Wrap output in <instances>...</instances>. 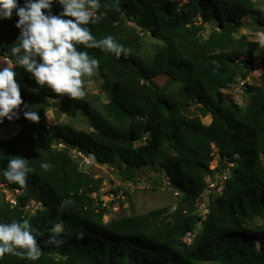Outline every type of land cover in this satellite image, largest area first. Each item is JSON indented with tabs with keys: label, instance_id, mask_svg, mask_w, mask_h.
Returning <instances> with one entry per match:
<instances>
[{
	"label": "trees",
	"instance_id": "obj_1",
	"mask_svg": "<svg viewBox=\"0 0 264 264\" xmlns=\"http://www.w3.org/2000/svg\"><path fill=\"white\" fill-rule=\"evenodd\" d=\"M98 2L106 16L89 25L92 35L98 40L112 36L130 50L117 58L77 46L100 62L108 91L100 110L86 101L89 76L83 77L85 96L74 100L41 87L28 73L15 78L23 101L19 118H0V124L20 125L14 135L0 139V183L15 201L0 198V222L27 219L44 233L38 238V260L5 254L0 264H264V47L258 41H231L246 16L264 26V9L253 0H119L118 8L115 0ZM24 3L17 0L18 6ZM51 11L58 15L62 8L53 0ZM17 20L15 9L10 19L0 18V56L15 62L10 49L18 43ZM205 24L216 30L202 38ZM139 31L154 32L160 43L143 46ZM255 59L261 65L260 83L245 84L254 97L243 108L228 101L223 89L246 77ZM162 76L180 87L172 94L161 91ZM49 99L59 100L65 111H83L91 129L48 123ZM24 104L39 115L38 122L24 118L29 110ZM192 104L200 107V115L190 113ZM206 115L210 120L203 123ZM59 141L65 146H54ZM73 148L97 162L123 165L126 179L151 166L179 192L175 207L104 220L109 208L98 196L102 179L80 167L69 154ZM215 153L217 165L211 169ZM18 157L32 169L25 187L3 175L8 161ZM44 162L53 167L43 170ZM229 163L220 192L212 194L207 177ZM124 195L131 205L130 194ZM63 199L72 201L67 211L60 210ZM30 201L39 206L29 212ZM57 224L64 241L60 247L47 243ZM188 232L189 243L183 240Z\"/></svg>",
	"mask_w": 264,
	"mask_h": 264
},
{
	"label": "clouds",
	"instance_id": "obj_2",
	"mask_svg": "<svg viewBox=\"0 0 264 264\" xmlns=\"http://www.w3.org/2000/svg\"><path fill=\"white\" fill-rule=\"evenodd\" d=\"M57 2L62 6V12L54 15L51 11L53 0H25L23 6H18L17 0H0V18L10 19L15 9L18 17L15 26L20 33L18 43L10 51L16 57V65L31 73L41 87L47 86L58 96L67 95L74 100H82L85 96L83 77L95 75L100 62L77 46L107 51L117 58L122 54L128 56L130 50L112 36L98 40L92 35L89 25L98 23L106 16V12L100 11L98 0ZM115 4L118 8L119 0H115ZM259 43L264 47V33H260ZM15 77L12 64L0 69V118L10 121L19 118L17 110L23 103ZM24 108L29 109L23 111L25 119L39 121V115L30 110L29 105L24 104ZM40 167L47 171L53 165L44 162ZM31 172L26 159L18 157L8 161L3 175L9 183L25 187ZM71 204L70 199H63L60 210L67 211ZM61 231L59 224L52 228L47 243L60 247L64 242ZM43 235V232L33 229L27 219L23 222H0V258L5 254H13L32 261L38 260L41 256L38 238Z\"/></svg>",
	"mask_w": 264,
	"mask_h": 264
},
{
	"label": "rangeland",
	"instance_id": "obj_3",
	"mask_svg": "<svg viewBox=\"0 0 264 264\" xmlns=\"http://www.w3.org/2000/svg\"><path fill=\"white\" fill-rule=\"evenodd\" d=\"M183 2V0H178ZM255 6L264 9V0H253ZM58 8L62 6L54 0ZM134 25V23H129ZM139 30V29H138ZM216 28L213 24H205L204 30L201 32L202 38H207L210 34L215 32ZM142 38L143 46H151L152 44H159L160 41L155 36H152L150 31H139ZM260 33H264V26L257 24L254 16H246L243 19V25L231 36L232 42L239 41H258ZM13 65V70L16 72V77L22 74H28L22 66L16 65L15 61L3 58L0 56V69L7 66V64ZM261 72V65L259 59H255L253 64V70L248 73L246 77L238 76L236 81L229 85L228 88L223 89L224 97L231 102L240 104L243 108H247L253 101L254 94L248 92L245 84L258 85L259 75ZM161 91L172 94L181 85L180 82L173 81L166 76L158 78ZM87 89V103L93 106L98 111L100 110L101 104L107 101L108 91L104 83V78L100 72L89 77L86 85ZM200 107L192 104L189 108L190 113L200 115ZM47 122L52 124L56 122H68L76 128L89 130L91 126L89 120L85 116L83 111L70 108L69 111H65L63 104L56 99L48 100V111L46 113ZM203 123H208L210 117L208 115L201 116ZM20 125L17 123H3L0 124V139L8 138L14 135L19 130ZM89 160L88 163H81L78 159L80 167L91 174L94 177H100L102 182L98 189V196L102 202L108 206L109 211L104 216V220L109 218H115L123 214H144L150 210L160 208L163 206H169L173 209L179 196L174 193L170 186L164 184L166 182L164 174L157 172L151 166H142L136 169L132 173L130 179H126L122 175L124 166L113 167L110 164L100 163L94 160L91 156L85 155ZM217 165V155L215 153V159L210 164V168L213 169ZM226 172L224 175H228V168L233 164H227ZM232 168V167H231ZM207 186L212 190V194H217L220 191L217 186L222 184L220 179V173L215 169L212 174L207 177ZM210 184H212L210 186ZM128 192L131 198V205H129L128 195H124V192ZM210 190L207 189L203 192V199L200 202V213L206 214L207 211L204 208L208 203V194ZM16 194L18 192H15ZM4 197L10 201L14 198V193L7 189V186L0 183V198ZM38 204L30 201L26 205V210L29 212L35 209ZM258 223L261 220H256Z\"/></svg>",
	"mask_w": 264,
	"mask_h": 264
},
{
	"label": "built area",
	"instance_id": "obj_4",
	"mask_svg": "<svg viewBox=\"0 0 264 264\" xmlns=\"http://www.w3.org/2000/svg\"><path fill=\"white\" fill-rule=\"evenodd\" d=\"M54 146H56V147H58V148H61V147H64L65 145L63 144V142L59 141V142H56ZM69 154H71V156L74 157V158H76L77 160L79 159L81 163H83V162L88 163V162H89V160L85 157V154H83V153H82L80 150H78V149H75V148L70 149V150H69ZM87 156H88V155H87ZM225 169H226V168H225ZM228 170H229V169H228ZM223 172H226V170H224ZM223 172L220 173V179H221L222 182H223V180H225V179L227 178V176H228V175H224ZM228 174H229V172H228ZM211 185H212V184H210V186H211ZM217 189L220 191V190H221V186H220V185L217 186ZM174 193H175L176 195L179 196V192H178V191H174ZM92 195L94 196V193H92ZM10 202H11L12 204L15 203L14 198L11 199ZM103 204H104V203H103ZM204 210L207 211V207H205ZM191 236H192V235L188 232V233L186 234V236L183 238V240L186 241L187 243H189V242L191 241V238H192Z\"/></svg>",
	"mask_w": 264,
	"mask_h": 264
},
{
	"label": "water",
	"instance_id": "obj_5",
	"mask_svg": "<svg viewBox=\"0 0 264 264\" xmlns=\"http://www.w3.org/2000/svg\"><path fill=\"white\" fill-rule=\"evenodd\" d=\"M152 36H155V33L154 32H151ZM109 164V163H108Z\"/></svg>",
	"mask_w": 264,
	"mask_h": 264
}]
</instances>
